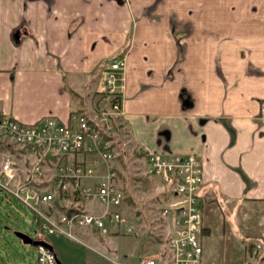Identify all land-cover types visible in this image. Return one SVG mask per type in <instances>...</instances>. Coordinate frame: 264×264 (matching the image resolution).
<instances>
[{
  "label": "crops",
  "instance_id": "obj_1",
  "mask_svg": "<svg viewBox=\"0 0 264 264\" xmlns=\"http://www.w3.org/2000/svg\"><path fill=\"white\" fill-rule=\"evenodd\" d=\"M119 54L118 91L102 93L99 76ZM113 95L115 124L162 185L148 169L149 152L198 157L201 241L207 206L232 204V219L236 204L264 202V0H0V113L33 122L77 110L95 119L94 108H110ZM10 143L4 153L19 154L15 182L22 181L32 156ZM46 166L41 186L56 205L76 200L52 185ZM108 166L119 185L111 160L96 169ZM79 204L103 207L92 198Z\"/></svg>",
  "mask_w": 264,
  "mask_h": 264
},
{
  "label": "built area",
  "instance_id": "obj_2",
  "mask_svg": "<svg viewBox=\"0 0 264 264\" xmlns=\"http://www.w3.org/2000/svg\"><path fill=\"white\" fill-rule=\"evenodd\" d=\"M125 65L124 55L107 61L102 70L98 90L105 94L118 91L117 72ZM114 96V95H113ZM111 102V101H110ZM118 101L110 103L97 118L74 110L67 120L55 115H44L33 122H23L0 113V134L14 144L27 149L32 156L26 177L15 182L17 162L14 157L0 156V188L12 193L27 206L37 227L29 234L32 238L47 239L46 234H65L74 237L72 228L84 226L107 231L112 226L125 225L120 206L125 194L116 183L115 171L108 166L100 173V161L108 164L113 157L114 138L103 135L113 132V109ZM258 116L264 118V101H260ZM87 154H94L88 157ZM148 169L157 174L171 198L161 213L169 217L171 228L165 253L143 254L137 264H221L204 260L201 241L202 214L199 189L204 176L198 157L194 153L163 154L149 152ZM47 164H52L53 182L62 192L76 194V200L58 207L55 195L41 183ZM48 168V167H47ZM92 198L103 204L100 211L88 210L79 204L80 199ZM35 245V264H57L54 249L44 244ZM260 247L253 244L252 254Z\"/></svg>",
  "mask_w": 264,
  "mask_h": 264
},
{
  "label": "rangeland",
  "instance_id": "obj_3",
  "mask_svg": "<svg viewBox=\"0 0 264 264\" xmlns=\"http://www.w3.org/2000/svg\"><path fill=\"white\" fill-rule=\"evenodd\" d=\"M94 109L99 116L102 110ZM115 130L121 139L114 143L110 160L118 170L117 182L125 194L117 208L126 222L132 224L131 230H126L125 225L112 226L104 232L75 226L74 237L46 234L62 264H126V257L131 260L137 254L167 250L169 217L161 210L171 194L157 177L146 172L143 157L122 126L118 124ZM0 137L3 138L1 134ZM9 145L7 140L0 139V156L6 154L5 147ZM16 157L19 164V154ZM231 207L232 204H227L226 210ZM226 210L214 204L207 206L205 212L209 231L203 234L202 242L209 262L264 264V202L236 204L232 219ZM36 227L31 210L12 193L0 188V264H35V245L23 242L14 231L32 233ZM255 235L262 239L254 238ZM250 242L260 243L254 254L248 248Z\"/></svg>",
  "mask_w": 264,
  "mask_h": 264
},
{
  "label": "water",
  "instance_id": "obj_4",
  "mask_svg": "<svg viewBox=\"0 0 264 264\" xmlns=\"http://www.w3.org/2000/svg\"><path fill=\"white\" fill-rule=\"evenodd\" d=\"M14 232L23 242H27V243H31V244L41 243V244H44L51 249H54L52 243L46 239L32 238L29 234H27L26 232L21 231V230H15ZM55 255H56L57 264H62L57 253H56V251H55Z\"/></svg>",
  "mask_w": 264,
  "mask_h": 264
},
{
  "label": "trees",
  "instance_id": "obj_5",
  "mask_svg": "<svg viewBox=\"0 0 264 264\" xmlns=\"http://www.w3.org/2000/svg\"><path fill=\"white\" fill-rule=\"evenodd\" d=\"M116 96H118V95H116ZM116 96H110L111 98V102H113V101H115V100H117V98H114V97H116ZM112 119H113V126H114V128L115 127H117L118 126V124H115V122H114V116L112 117ZM120 125H121V123H119ZM103 135L104 136H107V137H112V138H114V140H115V138H116V134H114L113 132L112 133H109V134H106V133H104L103 132ZM254 238H259L260 240L262 239L260 236H258V235H255V236H253ZM264 238V237H263ZM252 245H253V243L252 242H250L249 244H248V248H251L252 247Z\"/></svg>",
  "mask_w": 264,
  "mask_h": 264
}]
</instances>
